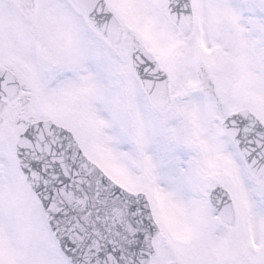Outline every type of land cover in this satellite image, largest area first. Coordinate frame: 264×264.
I'll use <instances>...</instances> for the list:
<instances>
[{
  "label": "snow or ice",
  "instance_id": "6c2138e0",
  "mask_svg": "<svg viewBox=\"0 0 264 264\" xmlns=\"http://www.w3.org/2000/svg\"><path fill=\"white\" fill-rule=\"evenodd\" d=\"M0 264H264V0H0Z\"/></svg>",
  "mask_w": 264,
  "mask_h": 264
}]
</instances>
